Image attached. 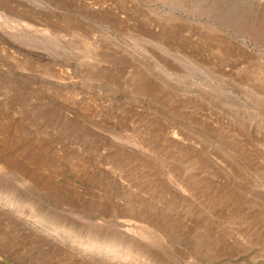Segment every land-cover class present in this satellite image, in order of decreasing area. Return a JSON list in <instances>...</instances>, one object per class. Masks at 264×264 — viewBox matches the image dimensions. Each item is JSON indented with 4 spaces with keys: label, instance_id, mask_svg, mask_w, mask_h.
<instances>
[{
    "label": "rangeland",
    "instance_id": "rangeland-1",
    "mask_svg": "<svg viewBox=\"0 0 264 264\" xmlns=\"http://www.w3.org/2000/svg\"><path fill=\"white\" fill-rule=\"evenodd\" d=\"M0 264H264V0H0Z\"/></svg>",
    "mask_w": 264,
    "mask_h": 264
},
{
    "label": "bare ground",
    "instance_id": "bare-ground-1",
    "mask_svg": "<svg viewBox=\"0 0 264 264\" xmlns=\"http://www.w3.org/2000/svg\"><path fill=\"white\" fill-rule=\"evenodd\" d=\"M41 222V221H40ZM43 222V221H42ZM47 225V224H46ZM50 226V225H49ZM84 245H85V243H84ZM92 247V246H91ZM92 249V248H91ZM129 254V253H128Z\"/></svg>",
    "mask_w": 264,
    "mask_h": 264
}]
</instances>
